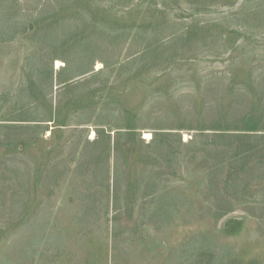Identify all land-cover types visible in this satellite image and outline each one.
<instances>
[{"label":"rangeland","instance_id":"obj_1","mask_svg":"<svg viewBox=\"0 0 264 264\" xmlns=\"http://www.w3.org/2000/svg\"><path fill=\"white\" fill-rule=\"evenodd\" d=\"M0 264H264V0H0Z\"/></svg>","mask_w":264,"mask_h":264},{"label":"bare ground","instance_id":"obj_2","mask_svg":"<svg viewBox=\"0 0 264 264\" xmlns=\"http://www.w3.org/2000/svg\"><path fill=\"white\" fill-rule=\"evenodd\" d=\"M60 66V63L57 61L56 63H55V67H56V69L58 68ZM59 69V68H58ZM144 139H149V135H148V133L146 134L145 133V135H144Z\"/></svg>","mask_w":264,"mask_h":264}]
</instances>
